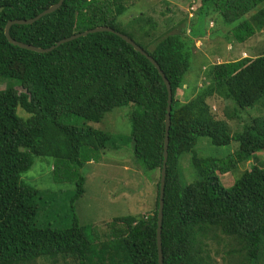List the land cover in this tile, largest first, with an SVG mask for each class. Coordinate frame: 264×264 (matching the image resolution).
I'll return each mask as SVG.
<instances>
[{"label": "trees", "instance_id": "1", "mask_svg": "<svg viewBox=\"0 0 264 264\" xmlns=\"http://www.w3.org/2000/svg\"><path fill=\"white\" fill-rule=\"evenodd\" d=\"M57 2L0 0V264L38 260L158 264L156 228L167 106L164 81L146 56L112 32L88 33L44 53L7 40L8 20L32 18ZM126 9L125 0H63L59 8L32 23L12 24L9 34L47 48L71 35L108 26L134 40L133 33L119 28V17ZM206 15L234 24L229 33L243 43L264 29V0H197L192 16L179 20L185 22L183 28L176 29L180 22L169 23L154 37L152 49L134 40L157 62L172 92L161 226L163 264H211L209 246L214 242L215 257L223 261L264 264V167L252 164L228 187L220 181V174L264 152V118H253L232 134L224 118L236 116V108L226 106L227 111L212 113L208 102L214 96L216 102L252 107L264 96V52L210 63L204 84L192 86L185 90L184 99L178 98L177 90L187 86L183 79L194 56V39L206 35ZM147 17L140 21L143 36L144 26H156ZM129 103L133 104L132 161L142 164L149 180L157 175L153 209L149 214L115 216L102 229L82 225L74 208L85 192L81 170L105 151L119 149L120 140L102 129L70 125L62 118L86 110L87 118L98 122L113 106ZM201 136L215 145L237 141L238 149L224 157H197L194 146ZM184 152L192 153L197 174L188 183L179 174ZM34 156L51 157L53 179L68 183L63 189L71 187L67 227L36 223L41 192L21 181ZM152 170L153 176L148 172Z\"/></svg>", "mask_w": 264, "mask_h": 264}, {"label": "rangeland", "instance_id": "2", "mask_svg": "<svg viewBox=\"0 0 264 264\" xmlns=\"http://www.w3.org/2000/svg\"><path fill=\"white\" fill-rule=\"evenodd\" d=\"M193 2L197 5V0H125L127 9L119 17V28L122 31L133 33L136 42L146 46L147 49H152L157 40L156 38L154 40V37L160 35L169 23L176 24L177 21L185 18L186 10ZM196 5L193 6L194 9ZM143 15L145 18L148 16L156 21V26H153V29L143 25L146 32L144 36L142 30L139 29ZM208 19L213 22V27H209ZM204 20V31L206 28L204 36L207 39L202 36L196 37L197 39L193 38L194 56L190 58V66L183 79L187 86L184 85L177 90V97L180 99H184L185 90L189 91L196 84L197 86L204 84L205 70L210 63L231 61L245 56L253 57L264 52V29L256 32L243 43H238L229 33L234 24L225 23L215 15H206ZM183 24L185 22L177 24L176 29H182ZM187 35L191 36V33H187ZM195 40L199 42L195 44ZM16 89L21 90V88ZM215 100L213 96L208 101L212 113L213 111H222L223 108L227 111L226 106L231 110L233 107L236 108V116L224 118L232 134L241 131L245 125L251 122V119L264 118V96L249 108H239L234 103L228 105L229 102L226 103L224 100L219 102ZM132 105L129 103L128 105L113 106L104 113L101 121L98 122L88 119L86 110L77 113V115H68L62 118V121L70 125H89L102 129L115 139L120 140L119 149L105 151L99 160L88 162L81 170L85 176V192L75 200L74 208L75 215L82 225H89L92 228L95 225L102 229L103 225L115 216L139 215L142 212L149 214L153 209L156 193L155 177L157 175L152 181L149 180L144 173L142 164L132 161L134 159L132 139L130 138ZM18 112L20 113L21 110ZM129 138L130 140H128ZM237 149V141H232L228 145H215L203 136L198 137L194 146L195 154L202 158L224 157ZM191 155V152H184L179 158V174L186 183L194 180L197 176L191 164ZM252 164L264 167V152H256L248 161L238 163L230 173L220 174V181L226 187L231 186L241 173ZM52 167L53 159L51 157L34 156L31 167L21 174V181L41 192L37 202L39 209L36 223L50 225L53 228H64L70 224L69 206L72 191L70 185L62 188V185L68 183H60L53 179ZM153 171H148L151 172V176L155 173ZM216 246L215 242L210 243L209 246L211 264H230L226 260H221V256L215 257ZM33 264H48V262L38 260Z\"/></svg>", "mask_w": 264, "mask_h": 264}, {"label": "water", "instance_id": "3", "mask_svg": "<svg viewBox=\"0 0 264 264\" xmlns=\"http://www.w3.org/2000/svg\"><path fill=\"white\" fill-rule=\"evenodd\" d=\"M62 2H63V0H58L57 3L49 6L48 8H46L45 10L38 13L37 15H35L32 18L8 20L5 24V27H4L5 37L7 38V40L10 43L17 45L20 48H25V49L35 51L38 53H44V52L51 51L56 46H58L64 42L70 41V40L75 39V38L80 37V36H84L88 33H93V32H98V31L112 32V33L116 34L117 36H119L120 38H122L128 44H130L136 51H138L142 55L146 56L147 59L155 66V68L157 69V71L159 72L160 76L162 77V79L164 81L166 91H167V106H166V112H165V116H164L163 162H162V167H161V171H160V186H159L157 228H156V245H157V253H158V264H163V254H162V248H161V226H162L163 190H164V182H165L167 148H168V141H169V127H170V121H171L170 111H171L172 92H171L170 83H169L168 79L166 78V76L164 75L163 71L160 69L157 62L140 45H138L132 38H130L126 34L120 32V31H116L113 28L108 27V26H98V27L88 29V30H85L83 32L71 35L69 37L60 39L55 44H53L47 48H41V47L34 46L32 44H27L25 42L15 40L14 38H12L10 36L9 29H10V26L12 24H15V23H17V24L32 23V22L38 20L40 17H42V16L56 10L57 8H59L61 6Z\"/></svg>", "mask_w": 264, "mask_h": 264}, {"label": "built area", "instance_id": "4", "mask_svg": "<svg viewBox=\"0 0 264 264\" xmlns=\"http://www.w3.org/2000/svg\"><path fill=\"white\" fill-rule=\"evenodd\" d=\"M193 6L194 5L189 6V13H188L189 16H192V12L194 10V7Z\"/></svg>", "mask_w": 264, "mask_h": 264}, {"label": "clouds", "instance_id": "5", "mask_svg": "<svg viewBox=\"0 0 264 264\" xmlns=\"http://www.w3.org/2000/svg\"><path fill=\"white\" fill-rule=\"evenodd\" d=\"M192 5H194V2H193V4ZM195 10V9H194ZM193 10V11H194ZM186 12H187V14L189 13V7L187 8V10H186ZM193 13V12H192ZM187 32H189V29H187ZM197 42H199L198 40H195V44L197 43ZM198 46V45H197Z\"/></svg>", "mask_w": 264, "mask_h": 264}, {"label": "crops", "instance_id": "6", "mask_svg": "<svg viewBox=\"0 0 264 264\" xmlns=\"http://www.w3.org/2000/svg\"><path fill=\"white\" fill-rule=\"evenodd\" d=\"M161 1H162V0H161ZM178 22H180V21H177L176 23H178ZM211 26H213V22H212V21L209 22V27H211ZM204 37H205V39H207L206 36H204Z\"/></svg>", "mask_w": 264, "mask_h": 264}]
</instances>
